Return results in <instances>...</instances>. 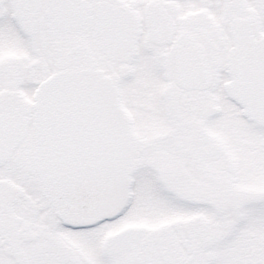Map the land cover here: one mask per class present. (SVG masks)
<instances>
[{
	"label": "snow or ice",
	"instance_id": "snow-or-ice-1",
	"mask_svg": "<svg viewBox=\"0 0 264 264\" xmlns=\"http://www.w3.org/2000/svg\"><path fill=\"white\" fill-rule=\"evenodd\" d=\"M0 264H264V0H0Z\"/></svg>",
	"mask_w": 264,
	"mask_h": 264
}]
</instances>
